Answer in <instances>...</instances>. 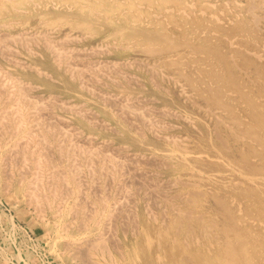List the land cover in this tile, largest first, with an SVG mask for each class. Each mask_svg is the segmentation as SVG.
Returning <instances> with one entry per match:
<instances>
[{"label":"bare ground","instance_id":"6f19581e","mask_svg":"<svg viewBox=\"0 0 264 264\" xmlns=\"http://www.w3.org/2000/svg\"><path fill=\"white\" fill-rule=\"evenodd\" d=\"M59 1H63L66 5H68V6L70 5V7L74 9L73 13L59 15L58 16L59 20H63L65 22H67V24H69L70 26L76 25L78 28H81L86 33H88L89 35L96 34L101 30L102 26H104V27L107 26L108 27L107 31L108 32L110 31V35L113 36V40L116 41L115 42L116 45L114 46V48L121 47L122 45H124V46L128 45L129 47H134L135 49H140L143 53L152 56L154 58L153 64L152 65H143L142 68L146 67V69H148V71H150L151 73L155 72L156 74L160 73V70L163 73L165 72V74H167V76H168V77L167 76L166 77L170 78V80L173 82L174 85H178V86L180 85L181 88L184 90V92H187L188 99L191 100L192 104H193L192 108H196L199 111H201L204 119H211L210 120L211 125L209 127H207L206 123L204 121H201V120L195 121V118H191V120L189 121L188 120L189 118H188L187 121L190 122V125L192 127L196 126L198 128V131H196V132H194V130L190 131V135H191L190 138H186V137L184 138V140L188 139V141L182 142L181 140H183V139L180 140V137L178 138L180 141H178L176 139L174 140V138H177V137H173L171 135V137L173 139L172 140L167 139V142H166V147H168L167 150L162 151V153H160V154L154 152L157 148L153 147L155 150H153V151L151 150L153 152V158H154L153 163H156L157 160H162L160 162V164L162 167H164V173L166 170H168L169 173H171L173 175V184L172 185L175 187L176 192H175L174 196L172 195L173 198L171 196H170L171 198L170 197L168 198L166 196H163L161 194V192L160 193L158 192V194H156L157 190H155V188H154V190H151V188H149L150 186L146 182V184H145L146 187L144 186L146 188L145 189L146 193L147 194L152 193L153 195H156V196L159 195V197L162 195L160 199H162L164 197V199L162 201L164 204L163 207H165V208H163L164 209L163 212L166 209V211L168 213L164 217V215L162 216V214H165V213H163L161 210L162 214H160V216L164 217V219H165V220H162L164 222V223H162V224H164L163 226L155 224V226L148 228L146 226L148 222L146 223V225L143 224L146 226V229L143 228V231L140 233V241H139L138 245L135 246L132 249V251L126 255L125 260L123 259L124 255H122V253H119L120 257L122 255L121 258L124 260L123 264H126L125 261H127L129 264H164V263H162L163 259H166L165 264H264V25H263V28H261L259 26V24L261 22H263V24H264V20H262L263 17L260 19L254 13V11H253L254 5L252 4L253 0H247V3H248L247 6L245 5L244 7H241V8L234 7L231 9H225L223 7V5L225 3L234 4V3H236L235 2L236 0H220L222 3L220 8L217 5H215V3H214V5L211 4L212 1L210 2L209 0H194L193 6H190L191 4L189 6L186 5L184 0H123V1L120 0V1H122V3H119V2L115 3V0H90V1L89 0H59ZM259 1H260L261 5L263 6V9H264V0H259ZM51 2H53V1H51ZM140 2L145 3L148 8H151L153 5H155L158 9L163 10L165 12L164 14L167 16L166 20H165V24L163 22L164 20L161 22H156L155 19H153V18L152 19L150 18V21L147 18L148 21L150 22L148 24H152V25H154V27L151 29L144 28L145 23L142 20V15H144L146 13V11L143 12L139 9L138 4ZM186 2H187V0H186ZM41 3H42V0H0V18H1L0 24L2 26H5V27H8V26L11 27L15 22H18L17 20L21 21V20H24L25 18H27V15L30 14L31 10H33L32 6H34L35 4L37 6V4H41ZM238 5H240V4H238ZM36 6H34V7H36ZM167 6H169V7L173 6L175 9H177L178 14L177 15L173 14L171 12L173 10L168 11ZM44 7H45V4H44ZM37 8H38V6H37ZM216 11H220L221 14L226 13L228 15V22L229 23L224 24V22L221 21V19L215 13ZM44 22L46 23V21H44ZM167 25H169L171 29L167 28L166 27ZM173 27H175V28L173 29ZM2 32H3V30H2ZM46 32L47 31H45V33ZM48 32H50V31H48ZM1 33H0V36H1ZM8 33H6V34H8ZM34 33H35V31H34ZM6 34H5V36H6L5 38L0 37V45H4L2 47L10 45V43L17 44L20 47H22V46L25 47V46H27V44H30V43H32V45H34L35 42L41 43V45L44 46L45 50L48 51L54 57L53 59L55 61L53 63V67H55L56 70H57V68H59V69L63 68L64 73L66 72V73L70 74L69 75L70 78L72 77L76 80H80V79H83V77L85 76L87 78L89 77L88 80L90 79V81H96L95 83H97V80H98L97 78L100 77V75H98V74H101L102 77L106 76V74H104L105 72H103L104 70L107 69V66H105L106 64H104L106 69H104L105 67L103 65H98L95 68H92V66H94L96 64V60L94 62L95 63L94 65H93V62H91V61L88 63V64L92 63L91 67L88 66V64L87 65H81L82 64L81 60L79 61V62H81L79 64V62H78L79 59L77 58V57L81 56V55L79 56V54H78L80 49L78 50L76 48V51L78 50V52H76V51H74L75 47L73 50V49H71V47H70L71 45H70L69 48L66 49V52L68 51L67 52L68 54L65 51H63L65 48H63L62 45H64V43H66V39H68V41H69V35L68 34H70V33H67L66 38L64 37L65 36L64 35L63 36L64 39L61 36L62 41L65 40V42L63 44L58 42L59 45L62 44L60 46L57 44V42H55L56 46L53 45L51 43L52 41L50 42L48 37L45 36L47 34L44 35V32L43 33L41 32V35H40L41 37L39 36L40 38H38V39L29 38L30 36H28L27 37L28 39H27L26 37H23V36L20 37L21 35L16 37V35H17L16 33H15L16 35H14V37L11 36V33L9 35H6ZM36 34H40V33H36ZM42 34L44 36H42ZM64 34H66V33H64ZM12 35H13V33H12ZM32 36H34V34H32ZM47 36H49V35H47ZM54 36H56V35H54ZM84 36L81 37V39L82 38L84 39ZM36 37H38V36L36 35ZM72 37H70L71 40L77 38L76 36L73 38ZM51 39H53V37ZM78 39H75V40H78ZM79 41H80V39H79ZM67 44H65V45H67ZM2 47H1V49H4ZM9 48L7 46V49H8V50H6L7 52L6 51L3 52L4 50L1 51V49H0V51H1L0 55L2 54L3 57H4V55L6 57L7 54H3V53H8V51H9V53H12V52H10ZM25 48L29 49V45ZM99 48H101V49H99V51L95 50V51H98L97 54H99V52H101L103 49H104L103 51H106V52L109 51V49H106L104 47L102 48V46H100ZM10 49L12 50L13 46H11ZM94 49H98L97 46H95L92 49V51H90L91 53H89V54L90 55L92 54V55L97 57V54H95L96 52L93 53ZM14 50H15V48H14ZM19 51L21 52L22 50H19ZM69 51H70V54H73V51H74V53L76 52L75 54L78 55V56L76 55L77 56L76 58L78 60L76 59V61H75V59H73L74 60L73 61L71 59V57L75 54L69 55ZM71 51H72V53H71ZM81 51H80V53H81ZM20 52H13L12 55L14 56V53L19 55ZM106 52H105V54H110V53H106ZM35 53H36V51H34V54ZM84 53H85V49H84V52H82L81 54L84 55ZM30 54L31 53H29L28 55H30ZM34 54L32 53L33 56H34ZM50 54H49V56H51ZM23 55H24V53H23ZM32 55L30 57H32ZM83 55H82V57H80L81 59L86 57ZM86 55H88V54H86ZM99 56H101V55L99 54ZM34 57H32V59ZM11 58L12 57L9 56V59H10V61H9V59L6 57L5 60L8 59V61H5V62H10V63L12 62L13 63L14 60H13V58L12 59ZM25 58H27V57H25ZM11 60H13V61H11ZM20 60L23 62L22 59H20ZM70 60H72V61H70ZM18 61H19V59H18ZM18 61H16L17 62L16 65L19 63ZM85 61H86V59H85ZM99 61H98V63H99ZM134 61H136V60L133 59L131 62L132 65L129 66L131 63L128 60V62L130 63L128 65V67H132L133 63L135 64ZM22 62H20V63H22ZM24 62H25V60H24ZM24 62L22 63L23 65H25ZM71 62H73V64ZM75 62H77L79 65H81V67H79L77 64H76V66L72 67V65H75L74 64ZM103 62H101V63H103ZM120 62L122 63L123 61H120ZM1 63H2V61H1ZM112 63H113V61H112ZM117 63L118 62L116 61V63H113V64L115 65ZM123 63L125 64L126 62H123ZM3 64L5 66V63H3ZM23 65H22V67L24 68ZM27 65L29 66V62ZM108 65H110V64H108ZM123 65H122V67L125 66V65L124 66ZM14 66H11V67H14ZM99 66L100 67L102 66V69H104L102 71L103 73H100L101 71L99 72L98 69H96V68H99ZM110 66H112V67L111 68L108 67V69L110 68L111 73L112 74L116 73L115 76H118L119 74H117V73L120 71L119 70L120 68L117 69L118 71L113 70V72H114L113 73L111 69H116V68H113L112 64ZM120 66H121V64H120ZM126 66L124 68H126ZM135 66H137V65H135ZM15 67H17V66H15ZM15 67H14V69H15ZM32 67L35 70L36 67H34V66H32ZM37 67H39V66H37ZM140 67L138 69H140ZM9 69H11V68H9ZM28 69H29V67H28ZM32 69H30V70H32ZM138 69H136V70H138ZM146 69H145V72H147ZM1 70H2V68H1ZM35 71H36V74L38 76L42 75L41 73H44V75H46V73L43 71L41 72L40 70H38L39 72H41L40 74L37 70H35ZM141 71H142V69H141ZM2 72L4 73V71L2 70L0 72V77H1ZM5 72H7V70ZM8 72H10V71H8ZM3 73H2V78L4 76ZM7 73H6V75H7ZM109 73L110 72L108 70L107 75ZM123 73H124V71H123ZM112 74L108 75L111 77V79H109V77L106 76L109 79V81L112 80ZM120 74H122V73H120ZM152 74H153V75H151L152 77L149 75L150 79L153 77H155L154 79H156L155 74L154 73H152ZM9 75H12L11 72ZM127 75H129V74H127ZM120 76H122L121 78H123V79L125 78V77H123L124 75H120ZM160 76L165 77L164 75H160ZM7 77H8V75L6 76V78ZM9 77H8V79H9ZM18 77H17V79H19ZM126 77L128 78V76H126ZM134 77H135V75H134ZM134 77H133V79H135ZM6 78H3V79H6ZM13 78L11 76L10 81H12ZM136 78H138L137 75H136ZM15 79H13L14 82H15ZM133 79L131 76V80H133ZM20 80H19V82L18 81H16L15 83L13 82L14 86L12 89H10V90H13L11 92V91L7 90V88L9 87V83L7 84V82L5 80L0 79V100H5L3 102H7L6 104L10 105L12 103L13 106L15 105L14 107L12 105H11L12 107L9 106L12 109L14 108V110L10 109L9 107H6L8 110L6 108H4V112H3L4 114L1 113V115H3V116L0 118V133L3 135L4 138H5V136H8V140H9V138H11L10 139L11 142L13 139L14 140L13 141L14 146H16L17 143L19 144V145H17V148L20 150H17L16 147H14V149L18 151L19 156L22 158L21 161L22 160L24 162L30 161L32 164H34V167H33L34 172L32 171V174L33 173L37 174V172H39V173L41 172L40 175L38 173L37 175H39V176H36V177L37 178L38 177H40V178L45 177L47 180V185L48 186L50 185V188H52L51 186H53V188H52L53 191H51V194L46 196L45 194H42L39 191L44 186L42 183L43 181L41 180V182H40V178H39V180L36 179L34 182L30 183L32 178H31V180L29 179L30 182L28 181V183H26V186L24 188H25L26 194L28 195L27 198H28L29 202L33 204V206L35 205L40 210V208L43 209V207H44L43 205H47L48 209H50L53 201L55 199H57V197L59 195L64 193L65 190H67L65 188H68V186L70 184L72 185V187L69 186V189L71 187V190L66 191V193L69 192L71 194V195L69 194L70 197L73 196V198L76 200L75 196L72 195V193L73 194L76 193V194L80 195L79 193H81L80 190L83 189L82 188L83 185L86 186V183H84V184L81 183L83 185L78 183V181H79L78 179L82 180L85 177V174H84V176H82L83 178L82 177L78 178L79 175L83 172L82 171L80 173V171L84 169V166H83V165H85L84 162L90 164L89 165L90 167H92L91 165H93L92 163H94V161L99 162V164L102 163L104 166L106 165V168H103L104 167L103 165L100 166V168L102 170L106 169L107 171L105 170V172H107L108 175L112 176V179L115 178V177L113 178V176L115 174H117L116 172H118L119 170H120V172H124V169H123L124 168V161L121 160V157H123V156L127 157V154L123 155V153H121L120 155H118L120 157L119 159L121 161L118 158H117V160H115L116 155H117L116 154L117 151H114L115 155L113 154V156L111 157V155L113 153V148H111V150H112L111 154L109 152H108L109 154H106L105 152L103 153L104 150H102L101 153H103L104 155L101 154V156H99L100 153L98 154L97 150L94 148H99L102 145V144L100 145V142H99L98 147L97 146L94 147L93 150L88 149V150H91L88 152H87V150L85 152H83V151H80L79 148L76 149V147H78L79 145L77 146L76 142L73 143V141L74 140L76 141V139H74V140L71 139L72 135L74 136L75 135L74 133H76V132L74 131V133L72 134L71 131L66 133L67 131H64V129L60 130L63 127L62 123L64 121L66 123H63V125L66 124L67 128H68V125H71V124H67L68 118L63 120V122L61 121L62 123L59 122L60 119H57V120H59L58 122L53 121V120H56V119H53L54 117L52 118V120H51V118L44 119V116L48 117L47 114L43 116V114L46 113V111L48 110V108H46V106L44 105L45 102L42 103L43 99L40 102L34 101V99L31 100L33 96H29V97H31V99H30L28 97V94L31 93V90H32L31 88H33V87L32 86H30L31 88L29 86L25 87V85H24L25 82H24V84L22 83L23 84V86H22L20 84V82H21ZM50 80L52 81V79H50ZM135 80L133 81L135 86H139L142 84V83L140 84L139 82H137V80H136V82L139 83V85L136 84ZM138 80H140V79H138ZM1 81H5V82H3L4 86L2 85ZM83 81H79L78 83H82V82L85 83V80H83ZM98 81H99L98 83L100 84V80H98ZM123 81H124V83H123ZM123 81H122V84H125L126 81L125 80H123ZM151 81H153V80H151ZM102 82H104V81H102ZM162 82H163V80H162ZM27 83H26V85H27ZM87 83H88V81L84 84V86L87 85V87H88L89 85ZM91 83H92V85H94L93 82H91ZM114 83H116V81L113 82V85H116V87H117V84H114ZM129 83H128V85H131ZM151 83H153V82H151ZM120 84H121V82H120ZM5 85L7 86V88H5ZM79 85H80L79 88L81 90V84H79ZM105 85H106V83L103 85L106 88L107 86H105ZM152 85H154V84H152ZM103 86H101V88ZM156 86H159V84H156ZM89 87L87 88V89H89V91L85 87H83V88L86 89L89 93H90V90L97 88V87H95V88L93 87V89H91V86H89ZM130 87H128L127 89H130ZM144 87L141 89H145ZM150 87H151V85H150ZM154 87H155V85H154ZM9 88H11V86ZM83 88H82V91L84 90ZM156 88H158V87H155V89ZM76 89H78V88H76ZM130 91H131V89H130ZM167 91L168 90H165L166 93H167ZM97 92H95V90H94V93H97ZM99 92L100 93H98V94L101 95L102 92L101 91H99ZM131 92H133V90ZM142 93H141V95H142ZM98 94H96V95L98 96ZM75 95L80 96L77 94H75ZM93 95L91 93V95H89V96L93 97ZM184 95H185V93H184ZM39 96H42V95H39ZM50 96L51 95H49V97ZM109 96L111 97L112 94ZM128 96L126 98H124V100H122L123 104L120 103L122 101L116 102V99H115L116 103L122 104L119 106L117 105L118 115L117 114L116 115H117V117H119V119H125V121L123 120V122H126L125 117L127 115H128L127 117L129 118L128 120H130L131 115H133L132 117L134 118V115L137 114V112H135L136 114L134 113V111L132 109L133 106L131 103H129V101L131 99H129L130 97H128ZM140 96H138V97H140ZM187 96H186V98H187ZM54 97H55V95H54ZM58 97H60V96H58ZM108 97H106V95L104 97V98H107V99H104L105 103L106 102L109 103L107 105H110V102H111V105L116 104L114 101H110L111 98L110 97L108 98ZM115 97H117V96H115ZM36 98H38V96L35 97V99ZM117 98H119V96ZM144 98H146V97H144ZM149 98H147V99H149ZM81 99H83V98H81ZM84 99H83V101H84ZM150 99H149V101H150ZM152 99L156 101L155 98H152ZM38 100H40V97ZM86 100H87V98H86ZM153 100H151V101H153ZM50 101H52V100H50ZM56 101H58V100H56ZM96 101H97V99H96ZM101 101H102V99H101ZM139 101H140V99H139ZM142 101H144V100L142 99ZM61 102H63V101H61ZM89 102H91V101H89ZM93 102L94 101L92 100L91 103H93ZM131 102L135 103L136 101L132 100ZM196 102H202L203 106L199 105L198 103L196 104ZM63 103H65V100ZM63 103L61 104V107H62ZM102 103H103V101H102ZM140 103H141V101H140ZM145 103H147V102H145ZM4 104L5 103L1 102L0 106H2ZM142 104L144 105V103H142ZM142 104H139L138 106L141 107ZM52 105L54 106L53 102H52ZM52 105H50L51 106L50 108H52ZM58 105H60L59 102H58ZM64 105H63V108H64ZM66 105H67L66 107L69 108V110H68V112H69L71 105H69V104H66ZM79 105L80 106H78V105L76 106V109L78 107L80 108L82 106V104H80V103H79ZM138 106H136V107H138ZM47 107H48V105H47ZM136 107H134V108H136ZM53 108L55 110V107H53ZM84 108L85 107L83 105V110L81 111L82 108L80 109L81 112L79 110L74 111L75 110V106H74V110L71 107V109H72L71 111L74 113V115L78 116L77 118L80 117V119L81 118L83 119V116L85 118V117H88L89 114L90 115L93 114V111L90 110L91 113L89 112L88 115L87 114L85 115L86 111ZM97 108H98V106H97ZM146 108H144V109L148 110L149 105H148V108L147 109ZM57 109H58V107H57ZM61 109H59V111ZM154 109H155V107L152 108V110L150 108L148 111L152 112V111H154ZM25 110L26 111L28 110V112L30 110V113L26 112ZM66 110H67V108H66ZM86 110H88V109H86ZM156 110L157 109H155V112H157ZM160 110H161V108H160ZM169 110L170 109H168V112H169ZM2 111H3V108H2ZM2 111H0V112H2ZM83 111H84V114H83V116H81ZM106 111H108V110H106ZM159 111H158V115H159ZM25 112L28 114H26ZM65 112H67V111H65ZM161 112L163 114L164 113L167 114V110L164 112L163 111H161ZM175 112H176V110L174 111L173 114H175ZM47 113H49V115H50L49 111H47ZM109 113H110V111H109ZM115 113L116 112L114 111V114ZM162 113H160V114H162ZM170 113H172V112H170ZM184 113H186V112H184ZM95 114H97V113H95ZM95 114H93V118L95 117L94 116ZM154 114L156 116L157 113L152 112V117L155 119V118H157V116L154 117ZM173 114L172 115L170 114V115L172 117H174ZM51 115L53 116L54 114H51ZM138 115H140V114H137L136 117L139 118L140 116H138ZM142 115L145 116V114H142ZM147 115H151V114L148 113ZM163 116H164V118H166V116L168 117V114L166 116L165 115H163ZM178 116L180 117V115H178ZM31 117H32V120L30 119ZM69 117H71V116H69ZM114 117H116V116H114ZM136 117H135V121L137 120ZM170 117H168V118H170ZM187 117H189V116H187ZM93 118L92 119L90 118L91 120H89V122L87 120V123L90 124V121L95 120ZM174 118L178 119L176 117H174ZM180 118H182V117H180ZM29 119L33 123L32 125H30L31 127L30 126L27 127V122H30ZM63 119H64V117H63ZM113 119L114 118H112V120ZM116 119H117L116 121L118 122L119 119L118 118H116ZM152 119L150 122L151 124L149 123L150 127L152 126V123L154 122V120L152 122ZM46 120H48V121L50 120V121L48 122ZM101 120L102 119H100V121ZM159 120L160 119H158V121H157L155 119V121H157L156 123H158V122L160 123L159 125L157 124L158 126L155 125L158 127V129H159L160 125L163 124V123L161 124V122H160L161 120L160 121ZM132 121H134V120H132ZM132 121L130 122L131 124H132ZM184 121H186V120H184ZM50 122L61 123L62 127H59L58 126L59 124L56 125L57 123L56 124L54 123V125H52L53 123L51 124ZM144 122L146 123V120ZM144 122H143V124H144ZM165 122L163 125H167V122H166V124H165ZM96 123H98V122L96 121ZM106 123L107 122H105L104 124L102 123V124L107 125L108 123L107 124ZM99 124H101V123H99ZM102 124H101V126H99L97 124L100 127L99 129H101V127H103ZM120 124H122L121 121H120ZM125 124L127 125V123H125ZM55 125L57 126V128ZM93 125H94V123L92 124V126ZM136 125H138V124L136 123ZM147 125H148V121H147ZM168 126H169L168 129H170L173 125L170 127V124H168ZM71 127H73V126H71ZM134 127L135 126H132L133 129L138 128V127L137 128L136 127L134 128ZM150 127H148V128L149 129L153 128V127H151V128ZM69 128H70V126H69ZM108 128H109V126H108ZM113 129H114V127H113ZM113 129L111 128V130H113ZM137 130L141 131L140 128ZM195 130H197V129H195ZM77 131L81 132L80 134L82 136L83 130L82 131L77 130ZM140 131H139V133L137 132L138 136L140 135L141 137H143L142 136L143 132L140 133ZM148 131H153V130H148ZM154 131H155V129H154ZM165 131H166V129H164V132ZM134 132H136V130H134ZM60 133H64L62 136L64 139L67 136L66 134L70 135V133H71L72 134V135H70L71 138H70V136L68 138L73 140L70 142H71V144L73 143V145H76V146L72 145L73 147L72 146L67 147V145L69 144L68 139H66L68 141H65V142H68V144L63 145V142L61 144L62 140L60 141L59 137H61L62 134L60 135ZM114 133H115V131H114ZM129 134H131V133H129ZM132 134H134V133H132ZM152 134H153L152 136H154V133H152ZM155 134H156V132H155ZM76 135H77V139H78V134H76ZM159 135H161V134H159ZM86 137L88 139V137H90V136H86ZM166 137H168V135L165 137L162 136L161 139L166 138ZM85 138L84 139L82 138L80 140H85ZM94 138H95V136L93 138H90V140H93ZM133 138H135V137H133ZM133 138H132V140H133ZM1 139L2 138H0V140ZM20 139H22V140L25 139L23 141L24 143L21 142L23 144V145L21 144V146H20V142H17V140L19 141ZM142 139L144 140L145 138H142ZM8 140H6V143ZM90 140H89V142H90ZM101 140H103V138ZM107 140L105 142L108 144L111 139L108 140V142H107ZM147 140H151V139L148 138ZM112 141H114V140H112ZM135 141H136V139H135ZM81 142H80V145H81ZM84 142H83V144H84ZM8 143H10V142H8ZM86 143L87 142H85V146H84L85 148L86 147L91 148V147L95 146V144L93 146H86ZM71 144H69V145H71ZM91 144H93V142ZM110 144H112V142H110ZM136 144H138V143H136ZM32 145H33V147H31V148L32 149L34 148L33 151L31 149H29V147ZM120 145H122V144H120ZM134 145H135V143H134ZM5 146H6V144H5ZM51 146L53 147L52 150L55 149L54 151L58 154V155H56L57 158L59 157L58 160L59 159L62 160V161L61 160L57 161V163H59L61 165V167H63L64 169L63 168L57 169V167H60L59 164H57L58 166L55 167L53 162H51V161H56V159L50 160L51 159L50 154L47 153V152L51 151V154L54 155L52 153V150L50 149ZM84 147H82V149H84ZM101 147H103V146H101ZM124 147H126V146H123V148H121V150L124 149ZM148 147H149V145H148ZM7 148H9V147L7 146ZM11 148H13V147H11ZM153 148H151V149H153ZM14 149H9V150H12V152H14L13 151ZM114 149H116V148H114ZM119 149H120V147H119ZM126 149H129V148L126 147ZM105 151L107 152V150H105ZM12 152H11V154H12ZM14 153L17 154L16 151ZM140 153L141 152H139L137 154L140 155ZM142 154H143V152H142ZM149 154H150V152H149ZM143 155H140V156L143 157ZM76 156H78V157H77V160L75 162L74 157H76ZM130 156H132V155H130ZM4 157L6 160H9L6 158V156H4ZM9 157H11V155ZM12 157H11V159H12ZM15 157H16V155H15ZM48 157H50V158H48ZM53 157L54 156H52V159L55 158V157L54 158ZM79 157L81 158V160L79 159L80 161L78 160ZM126 157H124V160ZM146 157H144V159ZM149 157H148V161L149 160L152 161V159H150ZM3 158L1 160V157H0V165H1V161H4ZM14 159H12V162H14ZM138 159H140V158H138ZM16 161H18V160H16ZM60 161H61V163H60ZM77 161L79 162V165L81 162H83V165H82L83 169H82V167H79L80 169L78 168L79 165L77 166V164H78ZM127 161L128 160H126L125 164H127ZM130 161H133V159ZM6 162H8V161H6ZM18 162H15V163H18ZM136 162L138 163L139 161L137 160ZM19 163H18V165H19ZM137 163H135V164H137ZM158 163H159V161L156 164H158ZM95 164L96 163H94V165ZM140 164H141V161H140ZM149 164H150V162L147 163V166ZM25 165L26 164L23 163L22 166H24L26 168ZM127 165L129 167L130 164H127ZM11 166H12V164H11ZM22 166H20V167H22ZM86 166H88V165H86ZM157 166H159V164ZM161 166H159V167L161 168ZM94 167L97 168V166H94ZM134 167H136V166L133 165L132 168H134ZM143 167H146V166L143 165ZM143 167L141 166V168H143ZM1 168L4 169L6 167L4 165V167L2 166ZM121 168L123 169V171L121 170ZM149 168H147V169H149ZM153 168H154V166H153ZM138 169H139V166H138ZM138 169H134V170H138ZM23 170H25V169H23ZM116 170H118V171H116ZM6 171L8 172V170H6ZM6 171L3 170V172H5V174L3 173V175H6V173H7ZM96 171H98V170H96ZM130 171H131V169H129V172L127 170V173H125L126 172V170H125L124 174L127 175L128 173H130ZM87 172L91 173L92 170L87 171ZM101 172H102L101 174H104V170ZM135 172H140V169L138 171H135ZM153 172H154V170H153ZM8 173H7V175H8ZM11 173H12V171H11ZM18 173L21 174L20 172H18ZM27 173H28V171H27ZM146 173H147V171H146ZM146 173H143V174H146ZM154 173L156 174L157 172H154ZM28 174H30V173H28ZM118 174L120 175V177L122 176L120 173H118ZM132 174H133V172H132ZM150 174H152V172ZM150 174H148V175H150ZM3 175H2V172L0 169V187H1V185H3L2 181L4 180V178L7 177V176L3 177ZM93 175H95V174H93ZM137 175H135V176H137ZM10 176L12 178L13 175H9V177ZM21 176H22V174H21ZM123 176H125V175H123ZM139 176H142V174L140 173ZM139 176H137V177L139 178ZM145 176H144V178H145ZM153 176L154 177L155 176L160 177V175H153ZM153 176H151V178ZM24 177H26V176H24ZM24 177H21V179ZM31 177H33V176H31ZM96 177L94 176L92 178V180ZM116 177H117V175H116ZM86 178H87V176H86ZM88 178H89V176H88ZM91 178H90V180H91ZM18 179H20V177H18ZM101 179L103 180V178H101ZM112 179H110V181ZM125 179H126L125 181H128L127 180L128 177ZM129 179H130V177H129ZM9 180H7L8 183H9ZM87 180L88 179H86V181ZM144 180L141 179L140 180L141 182H140L138 179V181L141 184H142V182H144ZM5 181H6V179H5ZM5 181H4V183H5ZM7 181H6V183H7ZM91 181H90V183H91ZM107 181H109V180H106L104 182L107 183ZM135 181H136V178H135ZM154 181H152V182H154ZM161 181H163V180H161ZM161 181H160V179L158 180V182H160V183L158 185H156V187H158L162 183ZM39 182L42 184H39ZM82 182H84V180H82ZM102 182H101V185H102ZM111 182L113 183V181H111ZM132 182H133V180H132ZM166 182L168 183L167 180H166ZM166 182L164 184H165V186L168 187V184ZM18 183H20V182L18 181ZM96 183L97 182L95 181V184ZM98 183H97L98 185L96 184L94 186L100 187V182L98 181ZM136 183H138V182H136ZM148 183H150L149 180H148ZM109 184H110V182H109ZM109 184H107V185H109ZM127 184H130V188L132 187L131 181H130V183L128 181ZM170 184L171 183H169V186H170ZM6 185H5V188L6 187L9 188V186H6ZM8 185H10V184H8ZM79 185L82 187H80ZM104 185H106V184L104 183L103 186ZM133 185H134V183H133ZM154 185H153V187H155ZM135 186L137 187L136 190H138V186L137 185H135ZM165 186L163 187V185L162 186L160 185V188L161 187L165 188ZM86 187L84 189H86ZM91 187L93 189H95L93 187V185H91ZM91 187L89 188L90 191L88 190V188H87V191H89L88 193L93 194V193H91L92 192ZM120 187H121V185H120ZM120 187L118 186L117 188H120ZM170 187H172V186H170ZM108 188L109 187H106L107 190L104 189V191H110V190H108ZM127 188H128V186H127ZM139 188H140V190H142L141 185L139 186ZM62 189H64V192ZM126 190L128 191V189H126ZM161 190H163V189H161ZM164 190H165L164 192H166L167 189H164ZM169 190H171V189H169ZM87 191H85L86 194H87ZM97 191H99V190L97 189ZM100 191H101V189H100ZM131 191H130V193H131L130 195H132ZM4 192H6V190ZM4 192H2V193H4ZM93 192H95V194H96L95 196L100 194V192H96V190ZM136 192L138 194V191H136ZM140 192H144V190L140 191ZM140 192H139V194H140ZM102 193H103V190H102ZM116 193H117V190L113 193L114 194L113 198L115 197ZM123 193H126V192H123ZM84 194H82V195H84ZM107 194H110V192L109 193L107 192ZM126 194L129 195V193H126ZM149 194H148V196L151 198L152 194H151V196ZM67 195H65L66 198H68ZM118 195H122L121 198H123V196H124L122 193L118 194ZM118 195L116 197L117 199L119 198ZM104 196H105V193H104ZM138 196H140V195H137V197ZM143 196H147V195L143 194ZM78 197H77V199H78ZM80 197H79V199L82 202V200H84L85 196H82L83 197L82 199ZM141 197H142V195H141ZM153 197H155V196H153ZM61 198L62 197H60V202L63 201V198L62 199ZM93 198H94V196L92 197V200H93ZM97 198H98V196H97ZM103 198H105V197H103ZM127 198H126L127 203L125 202V204H126L125 209L126 208L129 209L127 207V204H128V206H129V203L131 204L130 201L128 203V200H130V198H128V199ZM134 198H136V197H134ZM79 199H78V201H79ZM117 199H115V200L117 201ZM123 199H125V198H123ZM123 199H119L120 203L122 202ZM147 199L148 198L146 197V202L152 200V198L150 200H147ZM15 200H17V198ZM87 200L89 201V198ZM157 200L156 201L159 202V198ZM68 201L66 203H68ZM88 201H86V203L91 204L93 206V209H96V213H98L97 207L100 211L102 210L103 212H106L108 210V205H107L108 202L106 204V201H104V200H97L98 202L95 201L98 204L97 207L95 206L96 208L94 207V205H96V204H94L95 202H93V204H92L91 202L88 203ZM131 201H133V200L131 199ZM141 201H142V199H141ZM60 202H58V204H60ZM72 202H73V200H72ZM123 202H124V200H123ZM86 203H85V205H86ZM116 203H114V204H116ZM147 203H149V202H147ZM61 204H62V202H61ZM76 204H78L77 206L79 207V205L81 206L83 203L82 204L76 203ZM76 204L75 205L73 204L71 206L76 207ZM114 204L112 203V206ZM121 204L120 205L118 204V207H120L119 209H121ZM134 204H136V202ZM134 204H131V205L133 206ZM145 204L146 203L143 204V207ZM60 205H59V207H62ZM148 205L146 204V208L148 207ZM122 206L124 207V203ZM132 206H131L130 210H132V211L136 210L137 211V209H135V205H134V209L132 208ZM152 206H155V207H152ZM152 206L151 207L155 209L156 206H158V205H155V201H154V205H152ZM56 207L59 209L57 204H56ZM81 207H83V206H81ZM81 207L74 208V209H78L76 211H79V213H78L79 216L81 215V212L83 210ZM118 207H113V208L117 209ZM123 207H122V209H123ZM38 209H37V211H38ZM93 209L91 208V211ZM125 209H123V210L125 211ZM156 209H155L154 213L157 211ZM45 210H47V209H45ZM59 210H61V209H59ZM59 210H58V212H59ZM72 210H73V208L71 207V211ZM87 210L88 209L86 208V212H87ZM114 210L110 209V212L114 211ZM148 210H151V209H148ZM35 211H36V209H35ZM73 211H75V210H73ZM76 211L74 212V214L77 215ZM89 211L90 210H88V212ZM121 211L122 210L119 211L120 214L122 213ZM127 211H129V210H127ZM140 211H141V209H140ZM39 212H38V214H40ZM61 212H62V210H61ZM103 212H101V213H103ZM117 212H118V210L115 212V214L113 213L111 215L114 216V215H116ZM144 212H145V210H144ZM69 213H70V210H69ZM128 213L131 217H133V221H131V222H132V225H134V226H132L131 224H130V226H129V224L127 225V227L129 226L130 228H132L130 231L131 232L130 235H132L133 227H136L135 226L136 224H134V223H137L138 221L135 220V222H134V219H136L134 217H137V216H134L136 212H134V214L131 212V214H133V216L130 214V212H128ZM148 213H149V211H148ZM148 213H147V215H148ZM154 213L151 212L152 216ZM57 214L58 213L56 211V215ZM74 214L72 213L71 216H73ZM98 214L97 215L95 214L94 216H92V213H91L90 218H88L89 216L86 217L85 215L82 214L81 215L82 217H79L80 220H77L74 216V218L77 221H80V222H78L79 224L77 222L76 223L78 224V227L79 226L82 227V228L79 227L80 230L82 229L81 232H83V230L89 231V229L91 228L90 225H92L94 231H96V232L99 231V229L101 228V221H102L103 217L101 216V214L100 215H98ZM120 214H117V215H119V217H121ZM123 214H125V216H127L126 213H123ZM87 215H89V214H87ZM129 215H128V217H129ZM143 216H145V215H143ZM112 217L110 216V218H109L110 221H111ZM115 217L118 218V216H115ZM162 217H161V219H162ZM42 218H43V216H42ZM121 218L123 219V217H121ZM154 218L152 220L156 221V219H154ZM59 219H60V217H59ZM72 219H73V217H72ZM109 219H106V221ZM137 219H138V217H137ZM125 220L127 221V218H125ZM72 221H74V220H72ZM110 221L108 222L107 226L110 223H112ZM165 221H166V223H165ZM103 222L105 223V221H103ZM122 222H124V221H122ZM131 222H128V223H131ZM47 223L48 222L46 221V224ZM57 223H58V218H57ZM68 223H66V224H68ZM114 223L115 222H113L112 224L114 225ZM121 223L118 225L121 226ZM125 223H127V222H125ZM160 223H161V220H160ZM58 224H57V226H58ZM71 225H73V222ZM74 225H75V222H74ZM104 225H106V223L103 224V227L105 228ZM114 226L116 227L117 225L115 224ZM114 226L113 227L109 226V228L112 227L111 229L114 230V229H116ZM71 227H73V226H71ZM123 227L124 226H122V229H127V227H124V228ZM109 228H107V229L105 228V229L109 230ZM45 230H46V228H45ZM55 230H56V228H55ZM77 231L79 232L78 228H77ZM101 231H102V229H101ZM109 231H108L109 235H110V233H113L112 231H110V232ZM123 231L121 230V232L123 233V237H124V233H126V232H123ZM102 232H100V234ZM104 232H103V234L107 235V233H104ZM133 232L137 233L138 231L136 232L134 229ZM86 233L87 232H84V234H86ZM114 234H115V231H114ZM134 235L135 234H133V236ZM61 236L62 235H60V237ZM82 236H85V235L82 234L81 239H78L77 242L82 243L81 241H84V243H85V239H83L84 237L82 238ZM97 236H99V235H97ZM111 236H112V234L109 236V240H111L110 239ZM114 236L115 235H113V237ZM85 237H88V235ZM93 237H94V235H93ZM104 237H105V235H104ZM113 237H111V238H113ZM71 238H73V237H71ZM99 238H101V236ZM96 239H97V237H96ZM105 239L104 240L97 239L94 241H88L89 245L87 246V244H88L87 243L86 244L87 247L84 245L83 246L84 248L82 247L81 244L77 243L79 246L76 247L77 250L74 247L76 254H75V256H72V257H75L74 260L77 259L78 257H79L78 259H82L83 257L85 259L88 258L89 261L91 262V264H98L99 263L98 262V260H99L98 256L102 257L105 254H107L106 249L109 248L108 243H107L108 245L106 244L107 246L105 245L107 248L104 247ZM115 239L117 240L116 237H115ZM57 240H59V239H57ZM47 241H49V237H48ZM107 241L108 240H106V242ZM57 243L55 245H57ZM69 243H70V241L68 242V244L66 243V245H69ZM73 243H75V242H71V244H73ZM84 243H82V244H84ZM109 243H110V245H112L111 241ZM115 243L118 244V245L116 244L118 247L121 246V245L119 246L120 242L118 243V241H116ZM115 243H114V246H115ZM75 245H76V243L73 244V246H75ZM63 246H64V243H63ZM111 248L113 249V247L111 246L109 248V250H112ZM120 248H122V247H120ZM114 250H115V247H114ZM62 252H61V254H62ZM67 252H69V251L67 250ZM56 255H57V253H56ZM71 255H74V254H71ZM109 255L111 256V258ZM101 257H99V258H101ZM107 257H109L111 259V260H109L110 262L108 264H121L120 262L113 260L112 255L110 253L107 255ZM5 258H6V256H5ZM102 258H103L102 262L104 263L106 258L105 259H104V257H102ZM82 261H83V259H82ZM89 261H87L88 264H90ZM99 264H102V263H99Z\"/></svg>","mask_w":264,"mask_h":264},{"label":"rangeland","instance_id":"374dc122","mask_svg":"<svg viewBox=\"0 0 264 264\" xmlns=\"http://www.w3.org/2000/svg\"><path fill=\"white\" fill-rule=\"evenodd\" d=\"M51 1H53V2H51ZM90 1V0H89ZM123 1V0H122ZM122 1H120V0H115V3L116 2H119V3H122ZM189 1V2H188ZM192 1V2H191ZM210 2H211V4H213L214 5V3H215V5H217L219 8H220V6H221V1L220 0H209ZM184 2H185V4L186 5H190V6H193L194 5V0H187V2H186V0H184ZM236 3H234V4H227V3H225L224 5H223V7L225 8V9H231V8H234V7H237V8H241V7H244L245 5L247 6L248 5V3H247V0H236L235 1ZM240 4V5H238V4ZM44 4H45V7H44ZM52 4V5H51ZM57 4V5H56ZM228 6H227V5ZM254 6H253V11H254V13L258 16V18H262V20H264V9H263V6L261 5V3H260V1L259 0H253V3H252ZM260 4V5H259ZM142 5V6H141ZM34 6H36V4L34 5ZM34 6H32V8H33V10H31L30 11V14H28L27 15V18H25L24 20H17L18 22H15L11 27L10 26H8V27H5V26H2L1 24H0V33L2 32V30H3V32L1 33V38H5L6 36H5V34L6 33H8V34H6V35H9L10 33H11V36H13L14 37V35H16V37H18V36H20V37H28V36H30L29 38H34V39H38V38H40L41 36V32L43 33L44 32V35L45 34H47V35H49V36H47V35H45L46 37H48V39H49V41L53 44V45H55L56 46V43L55 42H57V44L59 45V43H64L65 42V40L64 41H62V39H61V36H62V38L64 39V37L66 38V36H67V33H70V34H68L69 35V41H68V39H66V43H64V45H62V44H60V45H62V47L63 48H65L63 51H65L66 52V49H68L69 48V46L71 47V49H73L74 50V47H75V50L74 51H76V48L79 50V52H78V50L76 51V52H78V54H79V56L80 57H82V55L83 54H81L82 52H84V49H85V53H84V55L83 56H86V57H84L85 59H86V61H85V59L84 58H80V57H77L78 55L77 54H75L74 53V51H73V54H75V55H73V54H70V51H69V55H73L72 57H71V59L73 60V59H75V61H76V59L78 60V62L81 60V62H82V64L81 65H87L90 61L91 62H93V65L95 64L94 62H95V60H96V64L94 65V66H92V68H95L96 66H98V65H103L104 66V64H106L105 66H107V69H106V67L104 68V69H106V70H104V69H102V66L100 67L99 66V68H96V69H98V71L100 72V73H103V72H105L104 74H106V76L107 77H109V79H111V77L110 76H108V75H111L112 73H111V71H110V68L112 67V66H110L111 64L113 65V68H116V69H111L112 70V72H113V70H117L118 68H120L119 70V72L117 73V74H119L118 76H115V74H112V80L111 81H109V79L106 77V76H104V77H102V75L101 74H98V75H100V77L99 78H97L98 80H100V84L98 83L99 81L97 80V83H95L96 81H90V79L88 80V78L87 77H83V79H80V80H76V79H74V78H70L69 77V75L70 74H68V73H64V69L63 68H57V70H56V68L55 67H53V63H54V57L48 52V51H46L45 50V48H44V46L43 45H41V43H34V45H32V43H30V44H27V46L29 45V49L28 48H25V47H27V46H22V47H20V46H18L17 44H12V43H10V45L11 46H13V49L11 50L10 48H11V46L10 45H7L8 46V48H9V50H10V52H20L19 50H22L21 52H20V56L19 55H17V54H15L14 53V56L12 55V53H9V51H8V53H3V52H5L6 50H8L7 49V46H5V47H2V46H4V45H0L2 48H4V49H1V47H0V49H1V51H3L2 53L3 54H7V58L9 59V56L10 57H12L13 58V60L15 61H13V60H11V61H13V63L11 62H5V61H8V59L7 60H5L6 59V57H5V55H4V57H3V55L1 54L0 55V70H1V68H2V70L4 71V73H3V75L5 76L6 75V73L8 72V71H10L11 72V74L12 75H9L10 74V72H8L7 73V75H8V77H9V79H8V77L6 78V76L4 77L3 76V78H6V79H3L2 78V73H1V77H0V79L1 80H5L6 82H7V84L9 83V87L11 86V88H7V86L5 85V88H7V90H9V91H13V90H10V89H12L13 88V86H14V84H13V82H14V80L13 79H15V82L16 81H18L19 82V80L21 81L20 82V84L23 86V84H24V82H25V87L27 86H32L33 88H31L32 90H31V93H29L28 94V97L29 96H33L32 97V99H31V97H29L31 100H33L34 99V101H41L42 99V103H44L45 102V106H46V108H48V110L47 111H49L50 112V115H49V113H47V111H46V113H44L43 114V116L44 115H46L47 114V116L48 117H46V116H44V119H46V118H51V120H52V118L53 119H56V120H53V121H59V120H57V119H60V121L59 122H63V120H65V119H67V124H71V125H68V128H67V125L65 124V125H63V123H66L65 121L62 123V126H61V123H57V122H50L52 125H54V123L56 124V125H58L59 127H62L60 130H62V129H64V131H67L66 133H68L69 131H71V133L73 134L74 133V131L76 132V133H74L75 135L73 136L71 133H70V135H72V138H71V136L69 135V134H66L64 137H65V139L62 137L63 136V134L64 133H60V135H61V137H59V140L61 141V144H62V142H63V145L65 144H68V142H69V144H71V142L70 141H73L74 139H76V141L74 140L73 141V143L74 142H76V145L78 146V147H76V149L77 148H79V150L80 151H83V152H85L86 150H87V152L88 151H91V150H93V148L94 147H98V145H99V142H100V145L101 146H103V147H99V148H94V149H96L97 150V153L99 154V156H101V154H103L104 152L106 153V154H111V152H112V150H111V148H113V153H112V155H111V157L113 156V154L115 155V153H114V151H117V155H116V158H115V160H117V158L119 159L120 157L118 156V155H120L121 153H123V155L125 154H127V157L126 156H123V157H121V160L122 161H124V172H125V170H126V172L125 173H127V170H128V172H129V169H131V171H130V173H128L127 175L126 174H124V172H120V170L118 171V170H116V171H118V172H116L117 174H115L114 176H113V178L114 179H112V176H110V175H108L107 174V172H105V170L106 169H103L104 170V174H101L102 172L101 171H103L101 168H100V166H102L103 164L101 163V164H99V162H97V161H94V163H96L95 165H94V163H92L94 166H97V168L96 167H94L93 165H91L92 167H90L89 165L90 164H88V163H86V162H84V164L85 165H83V162H81L80 163V165H79V162H78V164H77V166H78V168L79 167H82V169H83V166H84V169L83 170H81L80 171V175H79V177L78 178H80V177H82V176H84V174H85V177H84V179H82V180H84V182H82V180H80V179H78L79 181H78V183L79 184H81V183H86V186L85 185H83V184H81V185H83V187L82 186H80V187H82L83 189H81L80 191H81V193H79L80 195H78V194H73L72 193V195H74L75 196V198H76V200L73 198V196H71L70 197V193L69 192H67L66 193V191H69V190H71V187H72V185L70 184L69 186H71L70 187V189H69V186H68V188H65V189H67V190H65V192H64V189H62L63 190V192L64 193H62L61 195H59L60 197H62L63 198V201L65 202H63V201H61L62 202V204H61V202H60V197L58 196L57 197V199H55L54 201H53V203H52V206L50 207V209H48V206L47 205H43L44 207H43V209H41L40 208V210L34 205L33 206V204L32 203H30L29 202V200H28V198H27V194H26V192H25V186H26V183H28V181H29V179L31 180V178H32V180H31V182L30 183H32V182H34L36 179L37 180H39V178L40 177H36V176H39L40 175V173L39 172H37V174L39 173V175H37L36 173H33L32 174V171L34 172V170H33V167H34V164H32L30 161L28 162V161H26V162H24L23 160L21 161V157L19 156V154H18V151L17 150H20V149H18L17 148V145H19L18 143H17V145L16 146H14L13 145V139H12V142H11V138H9V140H8V136H5V138L3 137V135L0 133V138H2L1 140H0V157H1V160H2V158L4 157V156H6V158L7 159H9V160H6L5 159V157L3 158L4 159V161H1V165H0V169H1V172H2V175H3V173L5 174V172H3V170L4 171H6V170H8V175H7V173H6V175H3V177H6V178H4V180L2 181V184L4 185L5 183H6V181L7 180H9V183H8V181H7V183L8 184H10V185H8L7 183V185L6 186H9V188L8 187H6L5 188V185L3 186V185H1V187H0V264H88L87 263V261H89V259L88 258H82L83 259V261H82V259H78L77 257V259L79 260H77V259H75L74 260V258L75 257H72V256H75V248L77 247V246H79L78 244H81L82 245V247L85 245L86 246V244H87V246L89 245V242L88 241H94V240H97V239H99V240H104L105 238V243H104V247H106L108 244V247L110 248L111 246L113 247V251L112 250H109V248H107L106 249V253L107 254H105L104 256H102V257H104V259H105V261H104V263L102 262V260H103V258L101 257V256H98V262L99 263H102V264H108L110 261L109 260H111L110 258H111V256H110V258L109 257H107V255L110 253L111 255H112V259L113 260H116V261H118V262H120L121 264H123L124 263V260L126 259V255L128 254V253H130L131 251H132V249L135 247V246H137L138 245V243H139V241H140V233L143 231V228L144 229H146V226L148 227V228H151V227H153V226H155V224H157V225H161V226H163L164 224H162V223H164L162 220H165L164 219V217H165V215H167V211H166V209H165V211L163 212V208H165V207H163L164 206V204H163V199H164V197L162 198V199H160L161 198V196L163 195V196H166V197H172V195L174 196V194H175V192H176V189H175V187L172 185L173 184V175L171 174V173H169V171L168 170H166L165 171V173H164V167H162L161 166V164H160V162L162 161V160H157L156 161V163L159 161V166H161V168L159 167V166H157L158 164H156V163H153V150H155L154 148H157L154 152L155 153H162V151H164V150H167L168 149V147H166V142H167V139L168 140H172L173 138L171 137V135L173 136V137H177V138H174V140L176 139V140H178V141H180L181 139H183V140H181L182 142L183 141H188V139H185L184 140V138L186 137V138H190V131H192V130H194V132H196V131H198V128L196 127V126H191L190 125V120H191V118H195V121L196 120H201V121H204L205 123H206V126L207 127H209L210 125H211V122H210V120L211 119H204V117H203V114H202V112L201 111H199L198 109H196V108H192L193 107V104H192V101L191 100H189L188 99V94H187V92H184V90L181 88V86L179 85H174L173 84V82L170 80V78H167L168 76H167V74H165V72L163 73L161 70H160V73H158V74H156L155 72H152V73H154L155 74V76H156V79H154L155 77H153V78H151L150 79V77H149V75L151 76V75H153L150 71H148V69H146V67H144V68H142L143 67V65H152L153 64V60H154V58L152 57V56H150V55H147V54H145V53H143L140 49H135L134 47H129L128 45H126V46H124V45H122L121 47H116V48H114V46L116 45V41H114L113 40V36H111L110 35V31L108 32L107 31V26L106 27H104V26H102L101 27V30L98 32V33H96V34H91V35H89L88 33H86L84 30H82L81 28H78L76 25L74 26V25H72V26H70L69 24H67V22H65V21H63V20H59L58 19V16L59 15H63V14H70V13H73L74 12V9L73 8H71L70 7V5L68 6V5H66L63 1H59V0H42V3L41 4H37V6H38V8H37V6L36 7H34ZM53 6V7H52ZM56 6V7H55ZM138 6H139V9L141 10V11H146V13L144 14V15H142V20H143V22L145 23V27L144 28H147V29H151V28H153L154 27V25H152V24H148V23H150L149 21H150V18L152 19H155V21L156 22H161V21H163L164 22V24H165V20H166V15L164 14L165 12L163 11V10H160V9H158L155 5H153L151 8H148L147 6H146V4L145 3H139L138 4ZM141 6V7H140ZM43 7V8H42ZM55 7V8H54ZM60 7V8H59ZM70 7V8H69ZM259 7V8H258ZM54 8V9H53ZM167 8H168V11H171V10H173V11H171L173 14H175V15H177L178 14V12H177V9H175L173 6H171V7H169V6H167ZM167 11V12H168ZM216 14H217V16L221 19V21H223L224 22V24H228L229 22H228V15L226 14V13H222L221 14V12L220 11H216L215 12ZM160 16H159V15ZM149 19V21H148V19ZM43 19V20H42ZM0 20H1V18H0ZM44 21H46V23L44 22ZM22 23V24H21ZM263 22H261L260 24H259V26L261 27V28H263ZM5 27V28H4ZM10 27V28H9ZM58 27V28H57ZM167 28H169V29H171L170 28V26L169 25H167L166 26ZM2 28V29H1ZM175 27H173V29H174ZM20 33H19V32ZM22 31V32H21ZM27 34H25L24 32ZM27 31V32H26ZM34 31H35V33H34ZM45 31H47L46 33H45ZM48 31H50V32H48ZM5 32V33H4ZM18 32V33H17ZM12 33H13V35H12ZM16 33V34H15ZM36 33H40V34H36ZM64 33H66V34H64ZM23 34V35H22ZM32 34H34V36H32ZM76 34V35H75ZM25 35V36H24ZM36 35L38 36V37H36ZM43 34H42V36H44ZM54 35H56V36H54ZM65 35V36H64ZM85 35V36H84ZM88 35V36H87ZM40 36V37H39ZM64 36V37H63ZM77 37V38H75V39H80V41H79V39L78 40H75V39H70V37ZM84 36V39L82 38L81 39V37H83ZM53 37V39H51ZM72 37V38H73ZM56 38V39H55ZM59 38V39H58ZM68 38V37H67ZM28 39V38H27ZM30 40V39H29ZM75 40V41H74ZM68 41V42H67ZM71 41V42H70ZM77 41V42H76ZM113 41V42H112ZM59 42V43H58ZM70 42V43H69ZM68 43V44H67ZM37 46H36V45ZM65 44H67V45H65ZM79 44V45H78ZM108 44V45H107ZM17 45V46H16ZM32 45V46H31ZM59 45V46H60ZM39 46V47H38ZM86 46V47H85ZM95 46H97V48L98 49H94L93 50V53L94 52H96L95 54H97V52L99 51V49H101V48H99L100 46H102V48L104 47V48H106V49H109V51L108 52H106V51H101V52H99V54L101 55V56H99V54H97V57L96 56H94V55H90L89 53H91L90 51H92V49L95 47ZM25 49H24V48ZM41 47V48H40ZM80 47V48H79ZM89 47V48H88ZM129 47V48H128ZM6 48V49H5ZM14 48H15V50H14ZM23 48V49H22ZM33 48V49H32ZM39 48V49H38ZM92 48V49H91ZM19 49V50H18ZM27 49V50H26ZM83 49V50H82ZM87 49V50H86ZM105 49V50H106ZM29 50V51H28ZM36 51V55L34 54V51ZM82 50V51H81ZM95 50H98V51H95ZM0 51V52H1ZM28 53H27V52ZM80 51H81V53H80ZM7 52V51H6ZM38 52V53H37ZM68 52V51H67ZM66 52V53H67ZM87 52V53H86ZM105 52L106 53H110V54H105ZM22 53V54H21ZM23 53H24V55H23ZM27 53V54H26ZM29 53H31L30 55H28ZM32 53L34 54V56L32 55ZM71 53H72V51H71ZM9 54V55H8ZM11 54V55H10ZM41 54V55H40ZM49 54L51 55V56H49ZM68 54V53H67ZM86 54H88V55H86ZM26 55V56H25ZM32 55V57H34L33 59H32V57H30ZM77 55V56H76ZM27 57V58H25V57ZM40 56V57H39ZM75 56V57H74ZM3 57V58H2ZM70 57V56H69ZM77 57V58H76ZM11 58V59H12ZM89 58V59H88ZM119 58V59H118ZM127 58V59H126ZM18 59H19V61H18ZM20 59H22L23 60V62H24V60H25V62H24V64L27 66H25V65H23L22 63V61L20 60ZM53 59V60H52ZM92 59V60H91ZM114 59V60H113ZM136 60V61H134L135 62V64L133 63V66L132 67H128V65L132 62V60ZM35 60V61H34ZM72 60H70V61H72ZM94 60V61H93ZM100 60V61H99ZM128 60H129V62H128ZM1 61H2V63H1ZM9 61H10V59H9ZM16 61H18L19 63L16 65ZM74 61V60H73ZM85 63H84V62ZM98 61H99V63H98ZM104 61V62H103ZM106 61V62H105ZM108 61V62H107ZM112 61H113V63H116V61L118 62L117 64L119 65H117V64H113L112 63ZM115 61V62H114ZM120 61H123V62H126L125 64L122 62H120ZM138 61V62H137ZM142 61V62H141ZM146 61V62H145ZM20 62H22V63H20ZM28 62H29V66L27 65L28 64ZM81 62H79V64L81 63ZM87 62V63H86ZM101 62H103V63H101ZM110 62V63H109ZM137 62V63H136ZM3 63H5V66H4V64ZM43 63V64H42ZM72 64H73V62H71ZM84 63V64H83ZM101 63V64H100ZM146 63V64H145ZM15 66H17V67H15ZM21 64V65H20ZM71 64V65H72ZM75 65H72V67L73 66H76V64L79 66V67H81V65H79L77 62H75L74 63ZM108 64H110V65H108ZM120 64H121V66H120ZM126 66V68H124L125 66ZM9 67H8V66ZM20 65V66H19ZM22 65L24 66V68L22 67ZM45 65V66H44ZM47 65V66H46ZM91 65H92V63H90V64H88V66H90L91 67ZM118 67H117V66ZM122 65L124 66V67H122ZM132 65V63L129 65V66H131ZM135 65H137V66H135ZM11 66H14L15 67V69H14V67H11ZM19 66V67H18ZM32 66H34V67H36L35 68V70H40L41 72L43 71V72H45L46 73V75H44V73H41V72H39V74L41 73L42 75H37L36 74V71L34 70V68L32 67ZM37 66H39V67H37ZM115 66V67H114ZM135 66V67H134ZM141 66V67H140ZM7 67V68H6ZM22 67V68H21ZM28 67H29V69H28ZM108 67H110L109 69H108ZM140 67V69H138ZM9 68H11V69H9ZM20 68V69H19ZM33 68V69H32ZM101 68V69H100ZM123 68V69H122ZM129 68V69H128ZM24 69V70H23ZM30 69H32V70H30ZM48 69V70H47ZM59 69V70H58ZM128 69V70H127ZM136 69H138V70H136ZM141 69H142V71H141ZM145 69H146V71L147 72H145ZM1 70V71H2ZM7 70V72H5ZM104 70V71H103ZM108 70H109V72L111 73H109L108 75H107V73H108ZM124 71V73H123V71ZM0 71V72H1ZM14 71V72H13ZM35 71V72H34ZM66 71V70H65ZM103 71V72H102ZM118 71V70H117ZM107 72V73H106ZM127 72V73H126ZM63 73V74H62ZM114 73V72H113ZM120 73H122V74H120ZM50 74V75H49ZM103 74V75H104ZM126 74V75H125ZM127 74H129V75H127ZM14 75V76H13ZM17 75V76H16ZM44 75V76H43ZM114 75V76H113ZM120 75H124L123 77H125L124 79L123 78H121L122 76H120ZM134 75H135V77H134ZM136 75H137V77L138 78H136ZM160 75H164L165 77H161ZM11 76H12V81H10V78H11ZM19 76V77H18ZM47 76V77H46ZM49 76V77H48ZM126 76H128V78L126 77ZM131 76H132V79H133V77L137 80V82H139L141 85H139V83H137L136 82V80L135 79H133V80H131ZM167 76V77H166ZM17 77L19 78V79H17ZM114 77V78H113ZM116 77V78H115ZM152 77V76H151ZM85 78V79H84ZM162 78V79H161ZM167 78V79H166ZM50 79H52V81L50 80ZM69 79V80H68ZM87 79V80H86ZM103 79V80H102ZM108 79V80H107ZM128 79V80H127ZM138 79H140V80H138ZM9 80V81H8ZM75 80V81H74ZM83 80H85V83L88 81V85L89 86H91V89H93V87L95 88V87H97L96 89H93V90H90V93L88 92L89 91V89H87L88 87H87V85L86 86H84V84L85 83H83L84 81ZM118 80V81H117ZM123 80H125L126 82H125V84H122V81ZM131 82H130V81ZM135 80V82H136V84H138L139 86H135V84L133 83V81ZM151 80H153V81H151ZM155 80V81H154ZM162 80H163V82H162ZM5 81H1V83H2V85L4 86V83L3 82H5ZM23 81V82H22ZM72 81V82H71ZM79 81H83L82 83H78ZM102 81H104V82H102ZM108 81V82H107ZM116 81V83H114V84H117V87H116V85H113V82H115ZM130 83H129V82ZM14 82V83H15ZM28 82V83H27ZM90 82V83H89ZM91 82H93V84L94 85H92V83ZM102 82V83H101ZM110 82V83H109ZM112 82V83H111ZM120 82H121V84H120ZM151 82H153V83H151ZM13 85H12V84ZM23 83V84H22ZM26 83H27V85H26ZM63 83V84H62ZM75 83V84H74ZM106 83V85L105 86H107L106 88L103 86L104 84ZM123 83H124V81H123ZM128 83L129 84H131V85H128ZM65 84V85H64ZM79 84H81V90H80V85ZM91 84V85H90ZM112 84V85H111ZM151 85V87H150V85ZM152 84H154L155 85V87H158V88H156L155 89V87H154V85H152ZM156 84H159V86H156ZM96 85V86H95ZM123 85V86H122ZM37 86V87H36ZM101 86H103L102 88H101ZM130 87V89H131V91L133 90V92H131L130 91V89H127L128 87ZM142 86V87H141ZM145 86V87H144ZM153 86V87H152ZM174 86V87H173ZM36 89H35V88ZM39 87V88H38ZM83 87H85L86 89H84ZM110 87V88H109ZM134 87V88H133ZM139 87V88H138ZM145 88V89H141V88ZM76 88H78V89H76ZM82 88L84 89L83 91H82ZM90 88V87H89ZM115 88V89H114ZM181 88V89H180ZM159 89V90H158ZM164 89V90H163ZM66 90V91H65ZM80 90V91H79ZM94 90H95V92H97V93H94ZM165 90H168L167 91V93L165 92ZM99 91H101L102 93H101V95L100 94H98V93H100ZM109 91V92H108ZM115 93H114V92ZM141 91V92H140ZM119 94H118V93ZM127 92V93H126ZM131 92V93H130ZM136 92V93H135ZM143 92V93H142ZM181 92V93H180ZM91 93H92V95H93V97L92 96H89V95H91ZM104 93V94H103ZM109 93V94H108ZM129 93V94H128ZM138 93V94H137ZM141 93H142V95H141ZM180 93V94H179ZM184 93H185V95H184ZM33 94V95H32ZM75 94H77V95H80V96H76ZM96 94H98V96L96 95ZM103 94V95H102ZM108 94V95H107ZM112 94V96L110 97L109 95H111ZM125 94V95H124ZM39 95H42V96H39ZM49 95H51L50 97H49ZM54 95H55V97H54ZM105 95H106V97H110L111 99H110V101H114L115 102V99H116V102H119V101H122V100H124V98H126L128 95V97H130L129 99H131L130 101H129V103H131L132 104V106H133V111H134V113L135 112H137V114H140V115H138V116H140L139 118L138 117H136V115H134V118L132 117L133 115H131V117H130V120H128L129 118L126 116L125 118H126V122H123V120L125 121V119H119V117H117V115H118V113H117V111H118V107H117V105L119 106V105H122L123 104V101L122 102H120V103H122V104H118V103H116V104H112L111 105V102H110V105H107V104H109L108 102H106L105 103V101H104V99H107V98H104L105 97ZM141 95V96H140ZM38 96V98H36L35 99V97H37ZM58 96H60V97H58ZM82 96V97H81ZM115 96H119V98H117V97H115ZM138 96H140V97H138ZM146 97V98H144V97ZM186 96H187V98H186ZM39 97H40V100H38L39 99ZM79 97V98H78ZM108 97V98H109ZM114 99H113V98ZM138 97V98H137ZM151 99H150V98ZM53 98V99H52ZM81 98H85L84 99V101H83V99H81ZM86 98H87V100H86ZM91 98V99H90ZM137 98V99H136ZM147 98H149L150 99V101H149V99H147ZM152 98H155L156 99V101L155 100H153ZM89 99V100H88ZM96 99H97V101H96ZM99 99V100H98ZM101 99H102V101H103V103H102V101H101ZM139 99H140V101H141V103H140V101H139ZM142 99L144 100V101H142ZM185 99V100H184ZM50 100H52V101H50ZM55 100V101H54ZM56 100H58V101H56ZM64 100H65V103L66 104H69V105H71L70 106V111L68 112V110H69V108L68 107H66L67 105L65 104V103H63L64 102ZM92 100L94 101L93 103H91L92 102ZM136 101L135 103L133 102H131V101ZM151 100H153V101H151ZM2 103H5L4 105H2V106H0V111H2V108H3V111L2 112H0V115H1V113H3L4 112V108H6V107H12L13 105H12V103L9 105V104H6L7 102H3V101H5V100H0ZM61 101H63V102H61ZM67 101V102H66ZM89 101H91V102H89ZM101 101V102H100ZM138 101V102H137ZM1 102H0V105H1ZM52 102H53V104H54V106L52 105ZM56 104H55V103ZM58 102H59V104L60 105H58ZM145 102H147V103H145ZM41 103V104H42ZM63 103V105H64V108H63V105H62V107H61V104ZM79 103L80 104H82V106L79 108H77L76 109V106L78 105V106H80L79 105ZM87 103V104H86ZM142 103H144V105L142 104ZM150 103V104H149ZM199 104V105H201V106H203V103L202 102H196V104ZM52 105V108L53 107H55V110H54V108L52 109V108H50L51 106L50 105ZM134 104V105H133ZM139 104H142V106L140 107V106H138ZM12 105V106H11ZM47 105H48V107H47ZM68 105V106H69ZM83 105H84V109H85V115L87 114H89V112L91 113V111H93V114H95V113H97V114H95L94 116L96 117H94L93 118V114L92 115H88V117H85L84 118V116H83V114H84V111H83V113H82V115L81 116H83V119L81 118L80 119V117L79 118H77L78 116H76V115H74V113L71 111L72 109L74 110V106H75V110L74 111H80V109H81V111L83 110ZM101 105V106H100ZM103 105V106H102ZM148 105H149V108H148ZM15 106V105H14ZM13 106V107H14ZM58 107V109H57V107ZM97 106H98V108H97ZM110 108H109V107ZM112 106V107H111ZM136 106H138V107H136ZM145 106V107H144ZM153 106V107H152ZM2 107V108H1ZM9 107V108H10ZM67 108V110H66V108ZM71 107H72V109H71ZM102 107V108H101ZM104 107V108H103ZM106 107V108H105ZM134 107H136V108H134ZM148 108V110L151 108V110H152V108H154L155 107V109H157L156 111L157 112H155V109H154V111H152V112H154V113H157V118H155L157 121H158V119H160L159 121L161 122V124L163 123L164 124V122L166 121L167 122V125H160V127H159V129H158V125L160 124L159 122L158 123H156L157 121H155V119L152 117V112L151 111H148V110H145L144 108ZM62 108V109H61ZM116 108V109H115ZM138 108V109H137ZM146 108V109H147ZM160 108H161V110H160ZM167 108V109H166ZM7 109V108H6ZM5 109V110H6ZM10 109H12V108H10ZM59 109H61L60 111H59ZM86 109H88V110H86ZM105 109V110H104ZM137 109V110H136ZM167 110V114H168V117H170L173 113H174V111L176 110V112H175V114H173L174 115V117H176V118H178V119H175L174 117H170V118H168L166 115V113H162L161 111H166ZM168 109H170L169 110V112H168ZM8 110V109H7ZM12 110H14V108L12 109ZM54 110V111H53ZM64 110V111H63ZM91 110V111H90ZM106 110H108V111H106ZM140 110V111H139ZM146 112H145V111ZM160 110V111H159ZM26 111V110H25ZM44 111V112H45ZM65 111H67V112H65ZM80 111V112H81ZM100 111V112H99ZM109 111H110V113H109ZM114 111L116 112L115 114H114ZM158 111H159V115H158ZM26 112H28V110L26 111ZM25 112V113H26ZM55 112V113H54ZM71 112V113H70ZM143 112V113H142ZM145 112V113H144ZM150 113L151 115H147L148 113ZM170 112H172V113H170ZM184 112H186V113H184ZM28 113H30V110H29V112ZM28 113H26V114H28ZM147 113V114H146ZM160 113H162L163 115H165L166 116V118H164V116L162 115V114H160ZM180 113V114H179ZM4 114V113H3ZM51 114H54L53 116L51 115ZM111 114V115H110ZM114 114V115H113ZM117 114V115H116ZM142 114H145V116H143ZM171 114V115H170ZM180 115V117H182V118H180L178 115ZM60 115V116H59ZM170 115V116H169ZM178 117H177V116ZM3 115H1L0 116V118L2 117ZM69 116H71V117H69ZM113 116V117H112ZM114 116H116V117H114ZM143 116V117H142ZM155 116V114H154V117H156ZM161 116V117H160ZM185 116V117H184ZM187 116H189V117H187ZM197 118H196V117ZM63 117H64V119H63ZM135 117L137 118V120L135 121ZM151 117V118H150ZM184 117V118H183ZM93 118V119H95V120H92V121H90V124H88L87 123V120H88V122H89V120H91V119ZM112 118H114L113 120H112ZM116 118H118L119 120H118V122L116 121L117 119ZM133 118V119H132ZM150 118V119H149ZM153 118V119H152ZM189 118V119H188ZM31 120H32V117L30 118ZM30 119H29V121H30ZM100 119H102L101 121H100ZM134 120V121H132V120ZM139 119V120H138ZM151 119H152V122H153V120H154V124L152 123V126L151 127H153L154 129H155V131H154V129L153 128H151L150 127V125H149V123L151 122ZM187 119L189 120V121H187ZM70 120V121H69ZM146 120V123L144 122ZM163 120V121H162ZM184 120H186V121H184ZM46 121H48V120H46ZM50 121V120H49ZM48 121V122H49ZM94 121V122H93ZM96 121L98 122V123H96ZM120 121L122 122V124H120ZM132 121V124L130 123ZM147 121H148V125H147ZM31 122V123H30ZM30 122H27V127H29L30 125H32L33 123H32V121H30ZM86 122V123H85ZM105 122H107L106 124L107 125H103ZM115 122V123H114ZM139 122V123H138ZM143 122H144V124H143ZM166 122H165V124H166ZM169 122V123H168ZM94 123V125L92 126V124ZM99 123H103L102 125H103V127H101V129H99L100 127L99 126H101V124H99ZM125 123H127V125L129 126H127ZM136 123L138 124V125H136ZM189 123V124H188ZM29 124V125H28ZM99 126H98V125ZM119 124V125H118ZM151 124V123H150ZM158 124V125H157ZM168 124H170V129H168ZM172 124V125H171ZM55 125V126H56ZM90 127H89V126ZM147 127H146V126ZM155 125H157V126H155ZM69 126H70V128H69ZM71 126H73V127H71ZM75 126V127H74ZM96 126V127H95ZM105 126V127H104ZM108 126H109V128H108ZM111 126V127H110ZM121 126V127H120ZM132 126H135L137 129H141V131H140V133L141 132H143L142 133V136L143 137H141L140 135L138 136V133H139V131L137 130V129H133L132 128ZM140 126V127H139ZM167 126V127H166ZM180 128H179V127ZM31 127V126H30ZM107 127V128H106ZM113 127H114V129H113ZM134 127V128H135ZM148 127H150L151 129H149ZM157 127V128H156ZM164 127V128H163ZM178 127V128H177ZM196 127V128H195ZM56 128H57V126H56ZM67 128V129H66ZM106 130H105V129ZM111 128L113 129V130H111ZM124 128V129H123ZM131 128V129H130ZM148 128V129H147ZM162 128V129H161ZM105 131H103V130ZM110 129V130H109ZM161 129V130H160ZM164 129H166V131L164 132ZM195 129H197V130H195ZM77 130H83L82 132V136H81V132H78ZM98 130V131H97ZM100 130V131H99ZM134 130H136V132H134ZM148 130H153V131H148ZM114 131H115V133H114ZM131 131V132H130ZM148 131V132H147ZM158 131V132H157ZM160 131V132H159ZM63 132V131H62ZM138 132V133H137ZM155 132H156V134H155ZM117 133V134H116ZM129 133H131V134H129ZM132 133H134V134H132ZM152 133H154V136H152L153 134ZM76 134H78V139H77V135ZM94 134V135H93ZM144 134V135H143ZM159 134H161V135H159ZM166 134V135H165ZM2 135V136H1ZM93 135V136H92ZM135 135V136H134ZM159 135V136H158ZM168 135V137H166V138H163V139H161V137L163 136V137H165V136H167ZM70 136V138L71 139H73V140H71L70 138H68ZM86 136H90V137H88V139H87V137ZM95 136V138L93 139V140H90V138H93ZM156 136V137H155ZM86 137V138H85ZM97 137V138H96ZM110 137V138H109ZM121 137V138H120ZM131 137V138H130ZM133 137H135V138H133ZM160 137V138H159ZM180 137V140L178 139ZM63 138V139H62ZM84 139L85 138V140H80V139ZM103 138V140H101ZM132 138H133V140H132ZM139 138V139H138ZM142 138H145L144 140L142 139ZM151 139V140H147V139ZM66 139H68V140H66ZM110 140V142H112V144H110V142L107 144L105 141L106 140ZM135 139H136V141H135ZM159 139V140H158ZM166 139V140H165ZM6 140H8L7 141V143H6ZM22 139H20L19 141L17 140V142H20V146H21V142H23L25 139H23L22 141H21ZM89 140H90V142L92 143L93 142V144H91L90 142H89ZM108 140H107V142H108ZM112 140H114V141H112ZM126 140V141H125ZM129 140V141H128ZM132 140V141H131ZM140 140V141H139ZM65 141H68V142H65ZM82 141V142H81ZM87 142L86 143V146H93L94 144H95V146H93V147H91V148H89V147H84L85 146V142ZM103 143H102V142ZM139 141V142H138ZM8 142H10V143H8ZM80 142H81V145H80ZM83 142H84V144H83ZM158 142V143H157ZM24 143V142H23ZM73 143L71 144V145H67V147H70V146H72L73 145ZM134 143H135V145H134ZM136 143H138V144H136ZM142 143V144H141ZM147 143V144H146ZM163 143V144H162ZM5 144H6V146H5ZM10 144V145H9ZM90 144V145H89ZM97 144V145H96ZM105 144V145H104ZM120 144H122V145H120ZM125 144V145H124ZM23 145V144H22ZM76 145H73V146H76ZM129 145V146H128ZM145 145V146H144ZM148 145H149V147H148ZM160 145V146H159ZM7 146L9 147V148H7ZM53 146V145H52ZM50 147V149L52 150V148L53 147ZM72 146V147H73ZM81 146V147H80ZM105 146V147H104ZM117 146V147H116ZM123 146H126V147H128L129 149H126V147H124V149H122L121 150V148H123ZM11 147H13V148H11ZM14 147H16L17 148V150H15L14 149ZM31 147H33V145L32 146H30L29 147V149H31L32 151H33V149L31 148ZM82 147H84V149H82ZM119 147H120V149H119ZM154 147V148H153ZM6 148V149H5ZM75 148V147H74ZM110 148V149H109ZM114 148H116V149H114ZM151 148H153V149H151ZM159 148V149H158ZM9 149H14L13 151L15 152H17V154L16 153H14V152H12V150H9ZM88 149H91V150H88ZM101 149V150H100ZM3 150V151H2ZM55 149H53L52 150V153L54 154V155H52L51 154V151L50 152H47L48 154H50V157H51V159L50 160H55L56 159V161H51V162H53V164H54V166L56 167V166H58L57 164H59V163H57V161H59V160H61V159H59L58 160V158H57V156L56 155H58L55 151H54ZM102 150H104L103 151V153H101L102 152ZM105 150H107V152L105 151ZM120 150V151H119ZM138 150V151H137ZM152 150V151H151ZM158 150V151H157ZM160 150V151H159ZM137 151V152H136ZM11 152H12V154L14 155H12L11 154ZM109 152V153H108ZM139 152H141L140 153V155H143L144 153L146 154H144L143 155V157H141L139 154H137V153H139ZM142 152H143V154H142ZM149 152H150V154H149ZM152 152V153H151ZM119 153V154H118ZM132 153V154H131ZM134 153V154H133ZM6 154V155H5ZM47 154V155H48ZM129 154V155H128ZM138 156H137V155ZM11 155V157H12V159H14V162H12V159H11V157H9V156ZM15 155H16V157H15ZM104 155V154H103ZM130 155H132V156H130ZM20 158H19V157ZM49 156V155H48ZM52 156H54L53 158L54 159H52ZM118 156V157H117ZM122 156V155H121ZM147 156V157H146ZM150 156V157H149ZM50 157H48V158H50ZM77 157L78 156H76V157H74V159H75V162H76V160H77ZM124 157H126L125 158V160H124ZM134 157V158H133ZM137 157V158H136ZM144 157H146L145 159H144ZM148 157L150 158V159H152V161L151 160H149L148 161ZM17 158V159H16ZM19 158V159H18ZM133 159V161H130V160H132ZM138 158H140V159H138ZM73 159V158H72ZM81 160V158L79 157L78 158V160ZM16 160H18V161H16ZM79 160V161H80ZM120 160V159H119ZM118 160V161H119ZM120 160V161H121ZM126 160H128L127 161V164H130L129 165V167H128V165L127 164H125L126 163ZM139 161L138 163L136 162V161ZM6 161H8V162H6ZM62 161V160H61ZM61 161H60V163H61ZM130 161V162H129ZM140 161H141V164H140ZM4 164H3V163ZM15 162H18L19 163V165H18V163H15ZM56 162V163H55ZM150 162V164L147 166V163H149ZM6 163V164H5ZM22 163V164H21ZM23 163H25L26 165V168L24 167V166H22L23 165ZM30 163V164H29ZM133 163V164H132ZM135 163H137V164H135ZM153 163V164H152ZM11 164H12V166H11ZM17 166H16V165ZM32 164V165H31ZM52 164V165H53ZM132 164V165H131ZM156 164V165H155ZM4 165H5V167L7 168H4V169H2L1 167L3 166L4 167ZM32 167H31V166ZM63 165V164H62ZM83 165V166H82ZM86 165H88V166H86ZM99 165V166H98ZM133 165L134 166H136V167H134V168H132L133 167ZM143 165H145L146 167H143ZM10 166V167H9ZM20 166H22V167H20ZM59 166L60 167H57V169H62L63 167H61V165L59 164ZM104 166V165H103ZM138 166H139V169H140V172H135V171H138L139 169H138ZM141 166L143 167V168H141ZM153 166H154V168H153ZM24 167V168H23ZM30 167V168H29ZM86 167V168H85ZM152 167V168H151ZM157 167V168H156ZM29 168V169H28ZM96 168V169H95ZM99 168V169H98ZM103 168H106V165L103 167ZM147 168H149V169H147ZM159 168V169H158ZM23 169H25V170H23ZM28 169V170H27ZM64 169V168H63ZM80 169V168H79ZM120 169V168H119ZM123 169L121 168V170L123 171ZM134 169H138V170H133ZM152 169V170H151ZM18 170V171H17ZM92 170V172L90 173V172H87V171H91ZM96 170H98V171H96ZM142 170V171H141ZM153 170H154V172H157L156 174L153 172ZM157 170V171H156ZM11 171H12V173H11ZM17 171V172H16ZM22 171V172H21ZM27 171H28V173H30V174H28L27 173ZM62 171V170H61ZM107 171V170H106ZM146 171H147V173H146ZM159 171V172H158ZM18 172H20L21 174H22V176H21V174H19ZM97 172V173H96ZM132 172H133V174H132ZM149 172V173H148ZM152 172V174H150ZM90 173V174H89ZM95 174V175H93V174ZM118 173H120L122 176L120 177V175L118 174ZM138 175H137V174ZM142 174V176H139V174ZM143 173H146V174H143ZM154 173V174H153ZM24 174V175H23ZM32 174V175H31ZM35 174V175H34ZM92 174V175H91ZM107 174V175H106ZM137 175V176H139V178L137 177V176H135V175ZM148 174H150L151 176H153V175H160V177H158V176H153L152 178H151V176L150 175H148ZM169 174V175H168ZM9 175H15L14 177L12 176V178H11V176L9 177ZM116 175H117V177H116ZM123 175H125V176H123ZM146 175V176H145ZM168 175V176H167ZM24 176H26V177H24ZM31 176H33V177H31ZM86 176H87V178H86ZM88 176H89V178H88ZM95 176H97L96 178H94L93 180H92V178ZM144 176H145V178L147 179H145L144 178ZM150 178H149V177ZM18 177H20V179H21V177H24V178H22L21 180L20 179H18ZM92 177V178H91ZM100 177V178H99ZM120 177V178H119ZM123 177V178H122ZM128 177V181H129V183H130V181H131V185H132V189L130 188V184H127L128 183V181H125L126 179L125 178H127ZM129 177H130V179H129ZM136 178V181H135V178ZM172 177V178H171ZM83 178V177H82ZM88 179L87 181H86V179ZM90 178H91V180H90ZM101 178H103V180L101 179ZM134 178V179H133ZM145 180H144V179ZM5 179H6V181H5ZM34 179V180H33ZM110 179H112L111 181H113V183L110 181ZM117 179V180H116ZM123 179V180H122ZM133 180V182H132V180ZM138 179H139V181L142 179V180H144V182H142V184L138 181ZM153 179V180H152ZM157 179V180H156ZM160 179V181L161 180H163V181H161L162 183L160 184L161 186L163 185V187L165 186V182H166V180L168 181V187L167 186H165V188H160V185L158 186V187H156V185H158L160 182H158V180ZM12 180V181H11ZM41 180L43 181L42 183H43V187L41 188V190H39L40 191V193H42V194H45L46 196L47 195H49V194H51V191H53L52 190V188H53V186H51L52 188H50V185L48 186L47 185V180H46V178L44 177H41L40 178V182H41ZM91 181V183H90V181ZM106 180H109V181H107V183L106 182H104V181H106ZM122 180V181H121ZM148 180H149V182L150 183H148ZM155 180V181H154ZM4 181H5V183H4ZM18 181L20 182V183H18ZM95 181L98 183V181L100 182V187L98 188L97 186H94V185H96L95 184ZM107 185V184H109V182H110V184L109 185H104L103 186V182ZM115 181V182H114ZM118 181V182H117ZM152 181H154V182H152ZM170 181V182H169ZM172 181V182H171ZM39 182V184H42V183H40ZM89 184H88V183ZM101 182H102V185H101ZM125 184H124V183ZM136 182H138V183H136ZM146 182H147V184L150 186L149 188H151V190H154V188H155V190H157V193L156 194H158V192L160 193L161 192V196L159 197V195H153L152 193V196H151V194H149L150 196H151V198H152V200H150L151 198L148 196V194L146 193V191H145V187H146ZM121 183V184H120ZM133 183H134V185H133ZM136 183V184H135ZM169 183H171L170 184V186H172V187H170L169 186ZM18 184V185H17ZM46 184V185H45ZM99 184V183H98ZM97 184V185H98ZM118 184V185H117ZM139 184V185H138ZM155 186V187H153V185ZM89 185V186H88ZM91 185H93V187L95 188V189H93L92 187H91ZM120 185H121V187H120ZM124 185V186H123ZM135 185H137L138 186V190H136V186ZM141 185V189L142 190H140V188H139V186ZM152 185V186H151ZM109 187L108 188V190H110V191H104V189L105 190H107L106 189V187ZM120 187V188H117V187ZM123 186V187H122ZM127 186H128V188H127ZM145 186V187H144ZM4 187V188H3ZM48 187V188H47ZM67 187V186H66ZM86 187V189H84ZM92 188V192L91 193H93V194H90V193H88L90 190H89V188ZM104 187V188H103ZM153 187V188H152ZM87 188H88V190L89 191H87ZM99 190V191H97V189ZM111 188V189H110ZM144 188V189H143ZM158 188V189H157ZM160 188V189H159ZM100 189H101V191H100ZM122 189V190H121ZM126 189H128V191L126 190ZM161 189H163V190H161ZM164 189H167L166 190V192H164L165 190ZM169 189H171V190H169ZM6 190V192H4ZM84 190V191H83ZM96 190V192H100V194H98L97 196H98V198H97V196H95L96 194H95V192H93V191H95ZM102 190H103V193H102ZM117 190V193H116V195H115V197L113 198V193L115 192ZM124 190V191H123ZM132 190V191H131ZM134 190V191H133ZM138 191V194H137V192L136 191ZM143 191L144 190V192H140V191ZM44 191V192H43ZM50 191V192H49ZM85 191H87V194H86V192ZM113 191V192H112ZM126 192V193H129V195L128 194H126V193H123V192ZM130 191L132 192V195H130L131 193H130ZM2 192H4V193H2ZM71 192V191H70ZM83 192V193H82ZM107 192L109 193L110 192V194H107ZM124 195L123 196V198H125V199H123V198H121L122 197V195H118V194H121V193ZM139 192H140V194H139ZM165 194H164V193ZM173 192V193H172ZM21 193V194H20ZM86 195H85V194ZM102 193V194H101ZM104 193H105V196H104ZM170 193V194H169ZM69 196H68V195ZM82 194H84V195H82ZM90 194V195H89ZM107 194V195H106ZM143 194L144 195H147V196H143ZM21 195V196H20ZM65 195H67V197L69 198H66V196L64 197ZM101 195V196H100ZM117 195H118V199L116 198L117 197ZM137 195H140V196H138L137 197ZM141 195H142V197H141ZM23 196V197H22ZM82 199L83 197L82 196H85V198H84V200H82V202H81V200L79 199V197ZM94 196V198H93V200H92V197ZM105 197V198H103V197ZM111 196V197H110ZM128 198H130L131 196V198H130V200H128V203H129V201L131 202V204H134L135 202H136V204H134L135 205V209H137V211L136 210H130L131 209V204L129 203V206H128V204H127V207L129 208V209H125V206H126V204H125V202L127 203V200H126V198L127 197ZM153 196H155V197H153ZM17 198V200H15L16 198ZM77 197H78V199H79V201H78V199H77ZM101 197V198H100ZM134 197H136V198H134ZM145 197V198H144ZM146 197L148 198L147 200H150V201H147V202H149V203H147L146 202ZM170 197V198H171ZM61 198V199H62ZM89 198V201L87 200ZM108 198V199H107ZM111 198V199H110ZM127 198V199H128ZM159 198V202H157L158 200L157 199ZM173 198V197H172ZM66 199V200H65ZM96 199V200H95ZM106 199V200H105ZM113 199V200H112ZM115 199H117V201L115 200ZM119 199H123L124 200V202H123V200H122V204L120 203V201H119ZM131 199L133 200V201H131ZM141 199H142V201H141ZM144 199V200H143ZM155 199V200H154ZM57 200V201H56ZM69 200V201H68ZM72 200H73V202H72ZM97 200H104V201H106V204H107V202H108V210L106 211V212H103L102 210L100 211L99 209H98V204L96 203V202H98ZM110 200V201H109ZM126 200V201H125ZM136 200V201H135ZM140 200V201H139ZM157 200V201H156ZM20 201V202H19ZM24 201V202H23ZM28 201V202H27ZM56 201V202H55ZM68 201V203H66ZM75 201V202H74ZM84 201V202H83ZM86 201H88V203L89 202H91L92 204H93V202H95L94 204H96V205H94V207L96 206L97 207V211H98V213H96V209H93V206L91 205V204H87L86 203ZM114 201V202H113ZM138 201V202H137ZM154 201H155V205H158V206H156V214L154 213V211H155V209L154 208H152V207H155V206H152V205H154ZM58 202H60V204H58ZM117 202V203H116ZM25 203V204H24ZM29 205H28V204ZM70 203V204H69ZM76 203H80V204H82L81 206H83V207H81L80 205H79V207H81L83 210H82V212H81V215L83 214V215H85L86 217H88V218H90L91 217V213H92V216H94L95 214L97 215H100L101 214V216L103 217L102 218V221H101V228L99 229V231H94V229H93V227H92V225H90V229H89V231H85V230H83V232H81L82 231V229L80 230L79 229V227L80 228H82L81 226H79L78 227V222H80V221H77V220H80L79 219V217H82L81 215L79 216L78 215V213H79V211H76V210H78V209H74V208H79L77 205L78 204H76ZM85 203H86V205H85ZM112 203L114 204V203H116V204H114L113 206H112ZM123 203H124V207L122 206L123 205ZM140 203V204H139ZM144 203H146L147 205H148V207L146 208V204L144 205V207H143V204ZM159 203V204H158ZM56 204L58 205V207H59V205L60 206H62V207H59V209H61L62 210V212H61V210H59L57 207H56ZM66 204V205H65ZM75 205L76 204V207L75 206H71V205ZM118 204L120 205L121 204V209H119L120 207H118ZM89 205V206H88ZM134 205L132 206V208L134 209ZM47 206V207H46ZM54 206V207H53ZM73 208V210H75L76 212H77V215L76 214H74V212L75 211H71V207ZM88 209V210H90L89 212H88V210H87V212H86V208ZM88 206V207H87ZM112 206V207H111ZM150 206V207H149ZM152 206V207H151ZM68 207V208H67ZM70 207V208H69ZM90 207V208H89ZM95 207V208H96ZM113 207H118L117 209H115V208H113ZM122 207H123V209H125V211L122 209ZM140 207V208H139ZM67 208V209H66ZM91 208L94 210H92L91 211ZM160 208V209H159ZM162 208V209H161ZM35 209H36V211H35ZM37 209H38V211H37ZM45 209H47V210H45ZM52 209V210H51ZM110 209L111 210H114V211H111L110 212ZM139 209V210H138ZM140 209H141V211H140ZM148 209H151V210H148ZM44 212H43V211ZM58 210H59V212H58ZM66 210V211H65ZM69 210H70V213H69ZM118 210V212L120 211V210H122L121 212V214H120V212L118 213H116V215H111V214H115V212ZM127 210H129V211H127ZM144 210H145V212H144ZM161 210H162V212L163 213H165V214H162L161 213ZM20 211V212H19ZM40 211V212H39ZM54 211V212H53ZM56 211H57V215H56ZM65 211V212H64ZM100 211V212H99ZM127 211V212H126ZM148 211H149V213H148ZM38 212L40 213V214H38ZM85 212V213H84ZM101 212H103V213H101ZM128 212H130V214H131V212L134 214V212H136L135 213V215L134 216H137L138 217V219H137V217H134V218H136V219H134V222H135V220L136 221H138L137 223H134V224H136L135 226L136 227H133V231H134V229H135V231L138 233H135V232H133L132 231V235H130V231H131V229L132 228H130L129 226H130V224L132 225V222L131 221H133V217H131L130 215H129V213ZM151 212L152 213H154L153 214V216L155 217H153L152 216V214H151ZM72 213L74 214L73 216H71L72 215ZM123 213H126L127 214V216H125V214H123ZM147 213H148V215H147ZM158 213V214H157ZM38 214V215H37ZM45 214V215H44ZM65 214V215H64ZM70 214V215H69ZM87 214H89V215H87ZM104 214V215H103ZM106 214V215H105ZM117 214H120L121 215V217H123V219L121 218V217H119V215H117ZM133 214H131L132 216H133ZM160 214H162V216L164 215V217H162V216H160ZM128 215H129V217H128ZM140 215V216H139ZM143 215H145V216H142ZM156 215V216H155ZM42 216H43V218H42ZM58 216V217H57ZM64 216V217H63ZM68 216V217H67ZM71 216V217H70ZM74 216H75V218L77 219H75L74 218ZM78 218H77V217ZM110 216L113 218H111V221H110ZM115 216H118V218H116ZM125 216V217H124ZM154 219H156V221L155 220H152L153 218ZM37 217V218H36ZM59 217H60V219H59ZM72 217H73V219H72ZM108 217V218H107ZM158 217V218H157ZM161 217H162V219H161ZM35 218V219H34ZM40 218V219H39ZM57 218H58V223H57ZM115 218V219H114ZM125 218H127V221L125 220ZM130 220H129V219ZM62 219V220H61ZM106 219H109V220H107L106 221ZM158 219V220H157ZM72 220H74V221H72ZM113 220V221H112ZM160 220H161V223H160ZM46 221L48 222L47 224H46ZM103 221H105V223H106V225H104L105 226V228L107 229V228H109V226H114L115 224L117 225L115 228L116 229H111L112 227H110L109 228V230L110 231H112L113 233H110V235L112 234V236L111 237H113V235H115L113 238H111L110 237V239L111 240H109V233H108V231L109 230H106L104 227H103V224H105ZM115 222L114 223V225L112 224V223H110L108 226H107V224H108V222ZM122 221H124V222H122ZM155 221V222H154ZM69 222V223H68ZM72 222H73V225H71L72 224ZM74 222H75V225H74ZM78 224H77V223ZM122 222V223H121ZM125 222H127V223H125ZM128 222H131V223H128ZM148 222V223H147ZM55 223V224H54ZM66 223H68V224H66ZM71 223V224H70ZM121 223V226H119L118 224H120ZM124 223V224H123ZM146 223H147V225H146ZM165 223H166V221H165ZM57 224H58V226H57ZM112 224V225H111ZM123 224V225H122ZM129 224V226L127 227V225ZM140 224V225H139ZM143 224H145V225H143ZM66 225V226H65ZM68 225V226H67ZM73 226V227H71V226ZM56 226V227H55ZM60 226V227H59ZM107 226V227H106ZM122 226H124V227H127V229H122ZM132 226H134V225H132ZM131 226V227H132ZM123 227V228H124ZM41 228V229H40ZM45 228H46V230H45ZM55 228H56V230H55ZM58 228V229H57ZM77 228H78V230H79V232L77 231ZM104 228V229H103ZM129 228V229H128ZM138 230H137V229ZM101 229H102V231L104 230H106L104 233H107V235L106 234H103V232L101 231ZM37 230V231H36ZM64 230V231H63ZM76 230V231H75ZM121 230L123 231V232H126V233H124V237H123V233L121 232ZM126 230V231H125ZM109 231V232H110ZM114 231H115V234H114ZM152 231V230H151ZM64 232V233H63ZM84 232H87L86 234H84ZM94 232V233H93ZM100 232H102L101 234H100ZM58 233V234H57ZM41 234V235H40ZM57 234V235H56ZM68 234V235H67ZM75 234V235H74ZM85 235V236H87L88 235V237H85V236H82V238L83 239H85V243H84V241H81L82 243H84V244H82V243H79V242H77L78 241V239H81V235ZM103 234V235H102ZM133 234H135L134 236H133ZM47 237H46V236ZM55 235V236H54ZM60 235H62L61 237H60ZM65 235V236H64ZM91 235V236H90ZM93 235H94V237H93ZM97 235H99V236H97ZM104 235H105V237H104ZM126 235V236H125ZM43 236V237H42ZM64 236V237H63ZM101 236V238H99ZM48 237H49V241H47L48 240ZM71 237H73V238H71ZM76 237V238H75ZM96 237H97V239H96ZM115 237L117 238V240L115 239ZM51 238V239H50ZM56 238V239H55ZM68 238V239H67ZM93 238V239H92ZM95 238V239H94ZM119 238V239H118ZM57 239H59V240H57ZM70 239V240H69ZM136 239V240H135ZM54 240V241H53ZM68 240V241H67ZM75 240V241H74ZM106 240H108L107 242H106ZM63 241V242H62ZM70 241V243H69V245H66V243L68 244V242ZM112 242L111 244L112 245H110V243L109 242ZM116 241H118V243H119V246L120 247H122V248H120V247H118L117 245V243H115ZM53 242V243H52ZM58 242V243H57ZM71 242H75L76 243V245L75 246H73V244H75V243H73V244H71ZM104 242V241H103ZM57 243V245H55ZM63 243H64V246H63ZM78 243V244H77ZM108 243V244H107ZM114 243H115V246H114ZM107 244V245H106ZM117 244V245H116ZM53 245V246H52ZM67 247H66V246ZM106 245V246H105ZM70 248H69V247ZM86 246V247H87ZM117 246V247H116ZM52 247V248H51ZM75 247V248H74ZM114 247H115V250H114ZM64 248V249H63ZM68 248V249H67ZM84 248V247H83ZM124 248V249H123ZM52 250V251H51ZM54 250V251H53ZM67 250L69 251V252H67ZM73 252H72V251ZM76 250H77V248H76ZM63 251V252H62ZM115 251V252H114ZM120 251V252H119ZM122 251V252H121ZM60 252V253H59ZM61 252H62V254H61ZM118 252V253H117ZM56 253H57V255H56ZM119 253H122V255H124V257H123V259L121 258L122 257V255H121V257H120V255H119ZM71 254H74V255H71ZM60 255V256H59ZM2 256V257H1ZM5 256H6V258H5ZM120 258H119V257ZM72 257V258H71ZM99 257H101V258H99ZM119 258V259H118ZM4 259V260H3ZM6 260V261H5ZM57 260V261H56ZM86 260V261H85ZM120 260V261H119ZM60 261V262H59ZM62 261V262H61ZM108 261V262H107ZM89 263L91 264V262L89 261ZM98 263V264H99ZM125 263L126 264H129L127 261H125ZM162 263H166V259H163V261H162Z\"/></svg>","mask_w":264,"mask_h":264}]
</instances>
